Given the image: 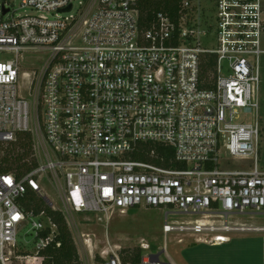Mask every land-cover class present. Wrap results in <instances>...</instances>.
Wrapping results in <instances>:
<instances>
[{"label":"built area","instance_id":"1","mask_svg":"<svg viewBox=\"0 0 264 264\" xmlns=\"http://www.w3.org/2000/svg\"><path fill=\"white\" fill-rule=\"evenodd\" d=\"M138 2L19 0L33 14L16 15L15 0H0V54L12 55L0 62V145L30 133L37 161L19 179L0 174V264H33L53 243L50 218L24 208L32 192L55 210L45 179L61 183L68 214L108 222L130 208L162 209L163 234L212 246L230 241L232 217L264 214V0H180L175 20L158 14L146 28ZM31 51L48 59L24 72ZM23 80L31 104L18 95ZM226 157L253 160L230 170ZM25 227L29 254L17 241ZM95 264L123 263L113 254Z\"/></svg>","mask_w":264,"mask_h":264},{"label":"rangeland","instance_id":"2","mask_svg":"<svg viewBox=\"0 0 264 264\" xmlns=\"http://www.w3.org/2000/svg\"><path fill=\"white\" fill-rule=\"evenodd\" d=\"M18 5L19 0H15L16 15L33 14L29 10L25 12L19 10ZM11 58L12 55L0 54V62ZM47 59L48 54L42 51L26 52L23 55L22 70L29 72L28 67L41 68ZM260 60L262 70L259 86L258 122L260 134L257 163L259 168L264 171V57H261ZM18 95L31 104V97L28 93V80L19 83ZM30 110V127L33 128L35 120L32 106ZM242 118L245 121H251L250 115ZM32 140L35 145L34 138ZM1 146L2 149L9 147L8 145ZM2 156L3 152L0 151V157ZM222 160L226 162L230 170H241L248 169L253 157L249 159L226 157ZM59 184L61 185L59 182L52 183L45 179L41 184L42 193L46 195L44 197L48 202H53L55 211L63 213L82 264H95L101 261L102 257L113 254H117L121 260L122 258H130L135 250L141 251V260L146 257L151 259L150 264H169L168 257L175 264H183L182 249L185 250V247L190 249L193 246L195 237L189 233L163 234L162 227L166 219V210L150 207L130 208L124 214L115 212L108 222H99L93 216L68 214L58 198ZM187 219L182 216H168L167 222L172 223ZM229 225L234 228L228 234V237L232 239L231 244L225 245L224 248H209L197 244L196 250L191 253L196 254L200 259L218 255L222 259L220 253L227 250L230 264H264V231H261L264 229V214L235 216L230 219ZM28 231L29 227H25L20 231L17 238L18 244H24L19 246V250L26 254L31 253L29 251H32L31 246L33 247L32 237ZM179 240H183V242L178 243ZM141 245H147L148 248L143 250ZM154 255H158V263L154 262L152 258ZM219 264H222V262L220 261Z\"/></svg>","mask_w":264,"mask_h":264},{"label":"trees","instance_id":"3","mask_svg":"<svg viewBox=\"0 0 264 264\" xmlns=\"http://www.w3.org/2000/svg\"><path fill=\"white\" fill-rule=\"evenodd\" d=\"M179 6L180 0H139L137 8L140 26L146 28L158 14L175 20ZM7 145V149H2L0 145V151L3 152L0 157V174L12 173L19 179L37 167L30 133L17 134L15 141ZM24 208L28 212L33 211L35 215L43 211L56 226L53 243L39 253L33 264H82L65 217L60 211L52 210L42 198L32 192L27 194ZM141 258V251L135 250L130 258H122V263L141 264Z\"/></svg>","mask_w":264,"mask_h":264},{"label":"crops","instance_id":"4","mask_svg":"<svg viewBox=\"0 0 264 264\" xmlns=\"http://www.w3.org/2000/svg\"><path fill=\"white\" fill-rule=\"evenodd\" d=\"M264 57V56H262ZM261 60H260V76H261ZM264 230V229H262ZM261 230V231H262ZM232 243V239L230 238V241L226 244H223V245H220V246H212V245H209V244H202V243H199V242H195V240L193 241V246L189 249L187 247H185V250L182 249V263L183 264H219V262L221 261L222 264H230L229 261V256L227 254V250H223L221 256H222V259L221 257L218 255V256H215V257H209V258H203V259H200L196 254H192L191 252L192 251H195V247L198 245H201V246H206V247H209V248H224L225 245H229ZM185 244V243H184ZM168 262L169 264H175L173 261H171V259L168 257Z\"/></svg>","mask_w":264,"mask_h":264},{"label":"water","instance_id":"5","mask_svg":"<svg viewBox=\"0 0 264 264\" xmlns=\"http://www.w3.org/2000/svg\"><path fill=\"white\" fill-rule=\"evenodd\" d=\"M71 9V7L70 6H68L66 9H63V10H61L60 12H67V11H69ZM6 12V11H5ZM152 258L154 259V262L155 263H158V255H154V256H152Z\"/></svg>","mask_w":264,"mask_h":264},{"label":"bare ground","instance_id":"6","mask_svg":"<svg viewBox=\"0 0 264 264\" xmlns=\"http://www.w3.org/2000/svg\"><path fill=\"white\" fill-rule=\"evenodd\" d=\"M256 230V229H255ZM260 230V229H259ZM262 231H264V230H262ZM251 232V231H250ZM255 232V231H254ZM261 232V231H260Z\"/></svg>","mask_w":264,"mask_h":264}]
</instances>
